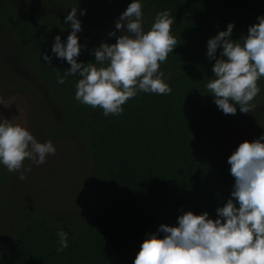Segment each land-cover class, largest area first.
Here are the masks:
<instances>
[{"label":"trees","instance_id":"16d2710c","mask_svg":"<svg viewBox=\"0 0 264 264\" xmlns=\"http://www.w3.org/2000/svg\"><path fill=\"white\" fill-rule=\"evenodd\" d=\"M131 2L0 0V100L26 96L32 126L68 147L66 171L73 172L75 189L62 203L13 209L0 218V264H133L146 234L161 224L176 226L186 211L217 218L235 183L228 157L264 134V78L247 114L237 105L235 115H225L206 87L215 78L207 41L233 23L230 38L243 44L249 26L264 15V0H140L145 31L158 11L174 21L177 47L160 66L171 93L138 92L118 116L76 101L81 77L66 76L71 66L51 52L55 36L66 43L71 32L66 15L77 7L84 24L78 62L95 63L91 50L116 42L108 33ZM2 166L0 199L9 175ZM59 231L67 235L63 252L57 251Z\"/></svg>","mask_w":264,"mask_h":264},{"label":"clouds","instance_id":"9594fccd","mask_svg":"<svg viewBox=\"0 0 264 264\" xmlns=\"http://www.w3.org/2000/svg\"><path fill=\"white\" fill-rule=\"evenodd\" d=\"M257 20L243 36V44L230 38L233 23L207 41V57L215 60V78L206 87L225 115H235L237 105L241 113H251L252 101L261 91L258 82L264 78V15ZM64 22H71V32L66 43L56 35L51 52L71 66L66 76L81 77L74 85L76 101L101 108L105 116H118L138 92L171 93L160 70L177 47L171 34L174 21L167 10L158 11L145 31L142 3L132 0L116 20L115 30L108 33L116 42H101L91 50L95 63L77 59L82 47L77 35L82 31L77 7ZM218 49H222L219 58ZM41 58L51 65L52 56L44 53ZM57 82L63 84L65 77L58 74ZM55 153L51 140L38 142L26 126L0 119V164L9 172H19L20 180L27 179L26 172L31 171L24 167L25 160L39 166ZM227 162L235 183L230 198L216 209L217 218H210L208 212L197 215L186 211L178 216L176 226L161 224L156 233L146 234L133 264H264V134L240 143ZM57 236V251L63 252L68 247L67 235L59 231Z\"/></svg>","mask_w":264,"mask_h":264},{"label":"rangeland","instance_id":"374dc122","mask_svg":"<svg viewBox=\"0 0 264 264\" xmlns=\"http://www.w3.org/2000/svg\"><path fill=\"white\" fill-rule=\"evenodd\" d=\"M29 107L25 95L21 93L8 94L0 100V119L20 123L27 127L38 142H47L48 139L41 132L40 127L32 126L29 120L30 115L27 112ZM254 121L252 116L249 117L250 125H253ZM237 138L235 137V139ZM51 141L56 148V153L55 155H48L45 164L37 166L32 161L25 160L24 167L31 168L30 172H26L27 179L20 180L19 172L8 171L5 191L1 193L0 218L3 217L7 220V213H12L13 209L16 211L27 207L31 209L43 202L47 204L62 203L64 200L73 197L75 191L73 186L74 174L66 171L69 164V149L61 142ZM2 223L3 220L0 219V225Z\"/></svg>","mask_w":264,"mask_h":264}]
</instances>
